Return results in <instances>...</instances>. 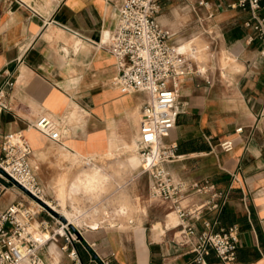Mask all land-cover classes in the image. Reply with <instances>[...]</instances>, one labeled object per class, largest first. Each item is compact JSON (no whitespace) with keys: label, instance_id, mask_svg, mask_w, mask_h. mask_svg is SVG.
<instances>
[{"label":"crops","instance_id":"obj_1","mask_svg":"<svg viewBox=\"0 0 264 264\" xmlns=\"http://www.w3.org/2000/svg\"><path fill=\"white\" fill-rule=\"evenodd\" d=\"M209 1L211 19L197 0H160L158 21L164 27L182 38L198 34L212 47L201 58L205 78L186 77L180 84L176 124L165 139L176 143L180 158L165 168L184 189L182 204L192 213L186 223L197 231L204 222L216 231L238 226L236 259L228 264H264V56L253 30L244 26L249 12L230 7L235 0ZM119 4L0 0V86L11 81V111L0 114V137L22 133L45 199L61 210L62 195L65 208L78 214L79 227L72 225L95 254L78 244L84 264H194V255L175 242L179 221L167 203L147 198L137 214L120 221L121 202L135 201L120 200L116 180L111 217L103 212V182L93 192H79L75 185L83 172L105 179L100 172L107 157L123 151L134 167L132 159L140 155L139 114L146 95L115 83L126 63L108 51ZM260 4L264 18V0ZM41 116L53 121L58 141L33 127ZM228 140L233 147L224 151L220 144ZM20 199L21 191L0 178V211ZM38 218L55 227L47 213ZM60 246V240L51 241L39 253L48 263L70 264ZM205 258L219 264L210 249Z\"/></svg>","mask_w":264,"mask_h":264},{"label":"built area","instance_id":"obj_2","mask_svg":"<svg viewBox=\"0 0 264 264\" xmlns=\"http://www.w3.org/2000/svg\"><path fill=\"white\" fill-rule=\"evenodd\" d=\"M118 1L116 27L108 51L126 63L115 83L127 93L146 95L139 114L138 151L143 162L141 173L149 177V195L167 203L176 214L179 230L174 236L175 242L194 255V264H209L205 258L208 249L214 252L219 264L231 263L236 259L239 244L238 226L230 225L216 231L210 223L204 222V228L197 231L186 223L192 213L183 207L184 189L173 181L165 168L166 163L180 158L176 154V143L165 142L176 124L174 108L180 84L186 77L205 78L207 68L201 58L204 53H212L211 44L199 47L198 34L182 38L164 27L158 21L160 0ZM197 7L207 11V19L213 17V5L209 0H197ZM230 7L249 12L250 18L244 26L253 30L254 38L261 45L260 53L264 56V18L259 14L260 0H235ZM198 25L203 26V21ZM182 44L186 46L182 47ZM10 86V79L0 86V114L11 111L7 94ZM33 127L58 141L55 124L47 116L39 117ZM241 131L242 128L236 129V132ZM220 146L229 151L233 143L228 140ZM30 154L31 147L22 133L0 137V168L36 199L45 202L41 198H45L43 190L28 162ZM0 178L9 183L1 173ZM21 193L24 199L0 211V264H62L48 263L39 253L47 243L58 240L61 241L60 250L70 264H84L77 251L80 243L68 224L62 223L37 201ZM217 207V204H211L212 209ZM42 212L47 213L55 224L54 228L48 220L38 218ZM36 233L39 234L37 238L34 236Z\"/></svg>","mask_w":264,"mask_h":264},{"label":"rangeland","instance_id":"obj_3","mask_svg":"<svg viewBox=\"0 0 264 264\" xmlns=\"http://www.w3.org/2000/svg\"><path fill=\"white\" fill-rule=\"evenodd\" d=\"M197 41H198L197 43H200L199 45H205L203 39H199ZM223 63H224L223 58H221V66ZM127 157L128 154L122 151L119 152L117 156L105 158V162L106 160H108L107 161L108 166L105 167V171L100 172V174L104 173L106 178L99 179L100 180L99 184L101 182L104 183L103 185V192L105 198V207L103 210L104 215L108 214V216L111 217L112 191L114 189L113 181L116 180L119 183V186H122V188L119 189V194H118L120 200L125 201L128 199V197L134 199L135 204H128L126 201L121 202L119 207V213L121 218L120 221H124V220L127 221L129 218L132 217L133 213L137 214V211H140L141 207L147 205V198L153 203L157 202V200L151 198L149 195V178L147 174L141 173L142 165L139 155H136L138 161L137 164L134 165L135 168L131 166L130 160L126 161ZM127 162H129L130 167L126 165ZM131 168L134 169L131 170ZM96 189L97 187L87 192H93ZM81 191L86 192L84 190H79V192ZM124 206L126 207V209L124 211H121V208ZM56 210L60 211V207H57ZM106 217L107 216H105V218ZM105 221L106 223H111L110 218H107ZM34 235H39V234L36 233Z\"/></svg>","mask_w":264,"mask_h":264},{"label":"bare ground","instance_id":"obj_4","mask_svg":"<svg viewBox=\"0 0 264 264\" xmlns=\"http://www.w3.org/2000/svg\"><path fill=\"white\" fill-rule=\"evenodd\" d=\"M140 154V153H139ZM139 158H140V161H141V165H142V159L139 155ZM137 161L138 159L135 157L132 159V162L134 163V165L137 164ZM99 179H100V176L97 172H83L81 174H79L75 180V185H76V188L77 190H84V191H91L93 190L94 188L97 187V184L99 182ZM45 203L47 205H49L53 210H55L56 212H58L60 215H62L63 217H65V219L67 220V222L69 224H73L75 227H79L80 225V221L77 217V215L73 212H69L65 206H64V201H63V196L62 195H59L58 198H59V201L61 202L62 204V209L60 211L56 210L54 205L47 199H45L44 197H41ZM174 216H175V219L178 223V218L176 216L175 213H173ZM80 217V216H79ZM35 238H37L39 235H34ZM45 236H47V234H45Z\"/></svg>","mask_w":264,"mask_h":264},{"label":"water","instance_id":"obj_5","mask_svg":"<svg viewBox=\"0 0 264 264\" xmlns=\"http://www.w3.org/2000/svg\"><path fill=\"white\" fill-rule=\"evenodd\" d=\"M0 173L9 181L10 184L14 185L15 187H17L20 191H22L23 193H25L27 196H29L30 198L34 199L35 201H37L40 205H42L49 213H51L53 216H55L56 218H58L62 223L64 224H68V228L70 229V231H72L76 236L77 239L79 241V243L89 251V253H91V255L93 257H95L94 252L92 251V249L90 248V246L85 242L83 236L81 235V233L71 224H69L67 222V220L65 219V217H63L62 215H60L58 212H56L55 210H53L49 205H47L45 202L36 199L32 194H30L24 187H22L19 183H17L15 180H13L10 176H8L1 168H0Z\"/></svg>","mask_w":264,"mask_h":264}]
</instances>
